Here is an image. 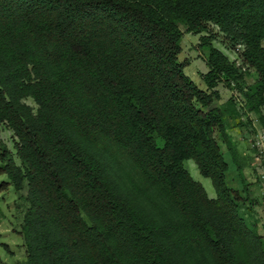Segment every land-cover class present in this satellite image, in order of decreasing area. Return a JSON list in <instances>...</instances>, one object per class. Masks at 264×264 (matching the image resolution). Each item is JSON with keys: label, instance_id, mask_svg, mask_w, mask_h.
Listing matches in <instances>:
<instances>
[{"label": "trees", "instance_id": "obj_1", "mask_svg": "<svg viewBox=\"0 0 264 264\" xmlns=\"http://www.w3.org/2000/svg\"><path fill=\"white\" fill-rule=\"evenodd\" d=\"M180 25L217 26L255 81L202 37L199 89L179 61ZM222 81L264 124V0H0V125L20 161L3 146L0 174L27 186L23 264H264V235L227 183L220 143L245 166Z\"/></svg>", "mask_w": 264, "mask_h": 264}, {"label": "rangeland", "instance_id": "obj_2", "mask_svg": "<svg viewBox=\"0 0 264 264\" xmlns=\"http://www.w3.org/2000/svg\"><path fill=\"white\" fill-rule=\"evenodd\" d=\"M180 29L184 36L181 42L182 50L179 61L188 63L184 73L199 89L206 91L207 87L202 76L209 71L207 65L209 52L202 47V37L208 38L213 47L220 50L235 67L240 69L243 81H246L249 85L255 81L256 73L254 70L249 69L243 61L244 47L228 37L217 26L211 25L207 32L198 35L188 32L185 25H180ZM240 83L242 85V80ZM230 85L222 81L217 86L216 89L220 94L218 104L227 105L229 101H235L237 114H233L232 110H229L227 117L228 131L237 147L238 157L245 167L240 171L225 145L220 143L224 158L229 165L227 183L230 188L238 191L243 197L241 211L247 222L249 224L258 223V230L264 235V206L261 190L258 183H256L258 172L254 168V163L261 160L258 161L257 159L259 149L255 148L254 145L258 141L262 143L264 140V124L259 114L249 110L241 88L234 83ZM242 89L245 91L246 87L243 85ZM26 103L36 108L33 100L28 99ZM3 146L13 154L17 164L20 165V161L16 156L14 133L6 125H0V151ZM262 159L264 160V157ZM184 166L191 177L204 187L209 198L214 199L217 197L212 180L200 173L194 160H186ZM7 182V176L0 174V259L4 264H23L26 261V251L20 232L23 213L27 207L25 201L27 186L25 184L21 192H16L11 185H6ZM247 187L250 193H248Z\"/></svg>", "mask_w": 264, "mask_h": 264}, {"label": "built area", "instance_id": "obj_3", "mask_svg": "<svg viewBox=\"0 0 264 264\" xmlns=\"http://www.w3.org/2000/svg\"><path fill=\"white\" fill-rule=\"evenodd\" d=\"M254 146L255 148L259 149V156L257 157L258 161L261 159L259 162L254 163L255 165L254 168L258 172L256 176L257 179L256 183H258L259 188L261 190L262 201L264 206V160L262 159L264 157V140L262 141V143L258 141V143Z\"/></svg>", "mask_w": 264, "mask_h": 264}]
</instances>
